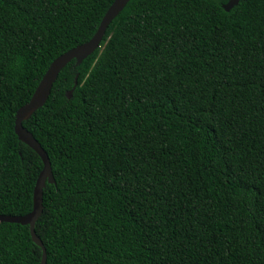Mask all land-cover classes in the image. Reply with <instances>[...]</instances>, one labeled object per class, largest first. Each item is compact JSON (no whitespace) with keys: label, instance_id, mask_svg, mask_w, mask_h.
I'll return each mask as SVG.
<instances>
[{"label":"trees","instance_id":"obj_1","mask_svg":"<svg viewBox=\"0 0 264 264\" xmlns=\"http://www.w3.org/2000/svg\"><path fill=\"white\" fill-rule=\"evenodd\" d=\"M227 1L129 0L22 122L55 180L45 264H264V0ZM112 2L0 0V214L31 211L43 166L16 110ZM41 254L0 221V264Z\"/></svg>","mask_w":264,"mask_h":264},{"label":"water","instance_id":"obj_2","mask_svg":"<svg viewBox=\"0 0 264 264\" xmlns=\"http://www.w3.org/2000/svg\"><path fill=\"white\" fill-rule=\"evenodd\" d=\"M129 0H113L110 6L104 13L93 36L81 44L70 48L69 50L58 55L48 66L41 79L39 80L30 99L20 106L15 113L14 131L19 140L31 147L41 158L42 169L40 170L33 189V206L30 212L24 215H4L0 214V221L15 222L22 225H28L29 233L32 241L42 249L41 259L39 264L46 262V249L35 232L36 220L42 213L43 204V188L48 183H55L52 175L50 161L46 151L42 148L33 134L26 129L22 122L28 120L31 115L40 108L47 100L54 81L56 80L60 70L71 60H75V66L91 55L99 46L105 34V31L111 21L122 11ZM239 0H228L222 4L225 11H229L237 5ZM77 81L75 79L73 87L65 93L67 98H71L74 87Z\"/></svg>","mask_w":264,"mask_h":264}]
</instances>
